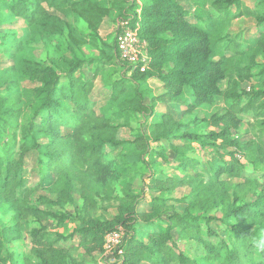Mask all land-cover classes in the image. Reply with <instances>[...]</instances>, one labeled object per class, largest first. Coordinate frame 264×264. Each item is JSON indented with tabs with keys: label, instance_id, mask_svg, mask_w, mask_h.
Segmentation results:
<instances>
[{
	"label": "trees",
	"instance_id": "trees-1",
	"mask_svg": "<svg viewBox=\"0 0 264 264\" xmlns=\"http://www.w3.org/2000/svg\"><path fill=\"white\" fill-rule=\"evenodd\" d=\"M0 7L7 10L6 25L22 23L23 39L29 35L48 45L61 38L53 45L58 41V58L45 63L23 57L17 50L22 39L0 33V51L13 61L0 72V86L34 84L29 116L20 96L0 98V144L7 147L5 153L0 149V207L21 220L74 224L67 234L45 224L32 228V256L23 264H92L71 252L101 253L105 234L118 228L126 235L115 251L116 264H264V62H256L259 55L264 61V0H253L251 8L243 0H0ZM70 16L88 32L78 33ZM244 16L255 20L254 33H231L233 21ZM125 17L148 43L144 72L117 61V29L113 43L105 45L109 52L96 57L82 50L89 39L101 40L106 19L116 24ZM112 63L123 67L115 78L104 73ZM97 80L96 94L106 93L99 105ZM253 80L261 88L241 87ZM217 101L223 103L219 111L183 122L199 106ZM169 105L180 109L179 117ZM129 115L143 119L144 131L132 129ZM250 118L251 128L258 123L259 129L244 139L239 129ZM202 123L211 129L198 130ZM193 144L208 158L188 157ZM163 145L178 156V175L153 170L150 162L162 157ZM31 152L38 181L33 184L23 172ZM48 174L46 189L56 198L32 200ZM138 174L148 179L146 208L133 189ZM179 188L189 191L164 196ZM106 200L116 202V213L93 216L90 210ZM14 253L6 251L0 230V264H11Z\"/></svg>",
	"mask_w": 264,
	"mask_h": 264
},
{
	"label": "rangeland",
	"instance_id": "rangeland-1",
	"mask_svg": "<svg viewBox=\"0 0 264 264\" xmlns=\"http://www.w3.org/2000/svg\"><path fill=\"white\" fill-rule=\"evenodd\" d=\"M243 5L247 7H253V0H243ZM234 12V9H232ZM117 14L116 12H113ZM7 18V10L0 7V33L2 34L3 32L9 33L11 38L10 40H19L22 39L18 42V47L17 50L18 52L23 56V57H32L35 58L36 60H39L41 62L48 63L51 61V59L54 56V59L59 55L56 50H58V41H61V38L59 39H49L48 45L44 43L42 39H32L29 35L23 39L24 35V29H22V23L18 21L17 23L13 25H6V22H3L4 19ZM69 23L78 31V33H87V27L86 24L76 20L73 16L68 17ZM11 24V23H10ZM114 30H115V21L112 19H106L99 30L100 38L101 40L97 39H89L88 42L82 47V50L84 54L88 56H96L100 57L104 53L109 52L108 48L105 47V45H110L113 43L114 39ZM231 33H237L240 32L244 34L245 36H251L254 31H255V20L252 17H240L238 19H235L229 29ZM42 40V41H41ZM57 41L55 47L53 48L54 42ZM60 47V44H59ZM55 49V51H54ZM61 54V52L59 53ZM64 54H67L66 51H64ZM263 57L261 55L257 56L256 62L258 64H262L264 61L262 59ZM13 64V61L11 60V57L8 56L7 54H4L3 52L0 51V72H3V70L8 69L11 67ZM104 73L106 76H112L113 78L117 77L121 73H123V67L117 66L114 63L104 67ZM85 74L87 76H91V72L85 71ZM116 74H118L116 76ZM151 86L154 89H157V86L159 85L158 81L151 80L150 81ZM99 80H97V84L95 89L93 90L94 93V98H96L98 105L101 104L105 100L106 93L101 92L98 95L96 94V91L98 88H101ZM34 84L28 82V81H18L16 86L8 85L5 83L4 85L0 86V98H13V100H17L16 96H20V101H22V108L23 111L26 115H30V108L28 106V100L30 99L29 91L33 88ZM262 84L253 81L245 82L241 84V87L244 89H249V88H254V89H259L261 88ZM12 100V101H13ZM19 104V103H18ZM223 106L222 101H217L213 105L207 106H199L196 108L193 112L188 114L187 116L184 117L183 122H187L194 117H207L213 112L219 111ZM168 109L175 113L178 117L180 114V109L175 106V105H169ZM129 121L130 125L132 126L133 130H137L138 132L144 131L143 127V119L141 117L129 115L127 118ZM249 122H253L252 118L248 119V121L244 120L243 123L241 124V127L239 129V133L242 134L244 139H249L251 138V134L253 131H257L259 129V124L255 123V126L251 128V126L248 124ZM142 124V125H141ZM197 129L200 131H206L210 130L211 127H206L204 123L201 125L197 126ZM245 131H249L248 133H245ZM63 132H70L69 130L63 129ZM10 134V131H9ZM11 138L7 137L4 139L8 145L11 146V141H9ZM14 148L10 150L11 154H16L17 152V146L14 145ZM156 148H160L157 146H154ZM7 147H4L2 144H0V149L2 150L3 153L7 151ZM163 149L162 151V157H156L153 162H150L153 170L155 171L156 175L159 176L161 174H167V175H178L179 170L176 169L177 165V160L178 156H176L171 150H169L165 145L162 146ZM186 155L193 156V157H200L202 159L208 158V156L202 151L197 144L192 145V150H188ZM35 158L36 155L34 152L29 153L26 156L25 160V166H24V176L26 179L29 181L30 184L36 183L37 181V175L35 171L36 163H35ZM51 181V175H47L46 181L41 185V188L37 191H35L31 195V199L35 200L37 196L39 195H45L49 199H55L56 195L49 192L46 189V186L48 182ZM148 182V179L146 175L141 176L138 174L134 179H133V189L135 192L138 193L139 196H142L144 201L142 202V208H146L147 201L150 198V193L148 192L147 189H144V185ZM188 189L186 188H179L175 190L171 194H165L167 198H180L181 196L185 195L188 193ZM76 203H80V200L76 195H74ZM249 199V196L247 197ZM116 202L115 201H100L98 205L90 210V213L93 216H102L105 218H111L115 213V207ZM105 207H108V209H105ZM174 208L181 212L183 210V206L178 204L174 205ZM57 209V208H56ZM105 209V210H103ZM68 212H73L72 206L66 207ZM45 224L48 226L49 229L53 231L60 232L62 234H67L71 232L72 228L74 227L73 223L66 222L65 225L62 226H56L52 218H45L42 220L36 219L34 216H29L23 220L17 219L16 215L14 212L9 211L8 209L0 207V230L2 233V238L4 242V246L6 251L10 252H15L16 253V258L11 264H23L22 259L25 257H31V242H30V236L29 232L32 228H37L38 226ZM12 228V229H11ZM77 240V238H75ZM188 242H183L182 247L188 252L194 255L193 247H191ZM14 253V254H15ZM72 257L78 261H81L82 258L85 261L92 262V264H102V260H100V255L98 253L97 257H95V254H92L90 256L86 255L82 250H77L73 251ZM10 264V263H6ZM142 264H147V263H142Z\"/></svg>",
	"mask_w": 264,
	"mask_h": 264
},
{
	"label": "built area",
	"instance_id": "built-area-1",
	"mask_svg": "<svg viewBox=\"0 0 264 264\" xmlns=\"http://www.w3.org/2000/svg\"><path fill=\"white\" fill-rule=\"evenodd\" d=\"M117 61L124 64L130 71L138 69L144 72L148 69L150 55L148 43L140 36L138 24H131L127 17L119 19L115 24ZM239 157V156H237ZM239 159L244 162L242 157ZM123 229L118 228L105 234L100 260L102 264H116L115 251L125 238ZM100 264V263H99Z\"/></svg>",
	"mask_w": 264,
	"mask_h": 264
},
{
	"label": "crops",
	"instance_id": "crops-1",
	"mask_svg": "<svg viewBox=\"0 0 264 264\" xmlns=\"http://www.w3.org/2000/svg\"><path fill=\"white\" fill-rule=\"evenodd\" d=\"M159 91H161L160 85H158V88H157V90H156L155 92H159ZM149 199H150V198H149ZM98 254L100 255V253H98ZM98 254H95V257H97Z\"/></svg>",
	"mask_w": 264,
	"mask_h": 264
}]
</instances>
